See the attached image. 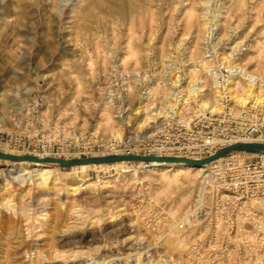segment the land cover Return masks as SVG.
Instances as JSON below:
<instances>
[{
  "label": "rangeland",
  "instance_id": "rangeland-1",
  "mask_svg": "<svg viewBox=\"0 0 264 264\" xmlns=\"http://www.w3.org/2000/svg\"><path fill=\"white\" fill-rule=\"evenodd\" d=\"M129 1L139 8L131 19L112 12L119 0H0V264H264L243 261L235 247L217 261L207 246L191 250L208 228L182 221L183 209L175 213L187 179L173 167L44 165L50 174L38 181L30 175L35 161H8L28 156L16 153L21 147L41 153L28 156L40 163L55 159L43 155L51 149H93L84 159L102 160L110 156L96 155L101 145L154 134L160 111L174 107L175 89H186L185 103L199 88L201 99L214 101L212 77L196 72L209 32L246 37L240 63L261 71L264 57L254 60V49L264 45V0ZM240 78L242 92L249 83ZM104 111L112 119L107 131ZM155 210L152 231L145 220Z\"/></svg>",
  "mask_w": 264,
  "mask_h": 264
},
{
  "label": "built area",
  "instance_id": "built-area-1",
  "mask_svg": "<svg viewBox=\"0 0 264 264\" xmlns=\"http://www.w3.org/2000/svg\"><path fill=\"white\" fill-rule=\"evenodd\" d=\"M262 35L264 41V33ZM209 36L205 57L197 64L196 72L199 78L204 79L207 74L215 80L220 91L221 111L201 110L197 102L203 98V91L197 92L196 98L185 103L186 89L177 88L174 107L169 105L159 110L160 122L154 134L136 141L125 138L116 143L114 140L111 145H101V153L96 155L177 158L203 163L190 219L206 225L208 235L206 241H196L191 245V250L197 254L207 246L208 258L217 261L229 259L235 247V252L241 255L243 261L262 262L264 151L249 153L237 148L241 145H264V65L260 72H255L240 63L242 52L249 43L246 37L243 39L236 34L222 33L218 38L212 32ZM240 40L245 46H241L240 51H232V46ZM242 76V81L261 90V103L255 104L253 99L243 106L233 103L228 82L231 78ZM14 149L21 155L41 156V153L24 150V147H21L22 151ZM43 155L62 161H78L94 156V150L85 148L58 153L51 149ZM151 162L129 161L125 165L147 168ZM207 200H210V214L206 213ZM158 212L155 210L145 220L152 231L156 223L153 218L160 214Z\"/></svg>",
  "mask_w": 264,
  "mask_h": 264
},
{
  "label": "bare ground",
  "instance_id": "bare-ground-1",
  "mask_svg": "<svg viewBox=\"0 0 264 264\" xmlns=\"http://www.w3.org/2000/svg\"><path fill=\"white\" fill-rule=\"evenodd\" d=\"M119 1H120V4L117 7H113L112 8V12L115 15H118L119 17L127 16L128 19H131V16H132L131 13H132V11L137 6L134 7V3H133V5H130V2L131 1H129V0H119ZM208 3H209V0H206V1L204 0V1H202V6L205 7V6H207ZM259 44L260 43L257 42V46L254 49L255 50V53H256V56L254 57V60H258V59L260 60L262 57H264L263 56V53H262V49H263V46L264 45L263 46H260ZM262 60H264V59H262ZM244 66H246V65H244ZM204 71H206V70H204ZM211 82H212V85H213L212 88H213L214 101L213 100L212 101H205L203 99H200V101H199L200 102L199 103V107L203 111H210V112H217L218 113V112L221 111V105L219 103L220 91H219L218 86H217V84H216V82H215V80L213 78L211 79ZM239 86H240V81L238 80V77L237 78H231L229 80V82H228V87L227 88H228V91L230 92L231 99H232V101H233V103L235 105H237V106H243V105H245L248 102L249 99H253V102L255 104H259V103L262 102V100L259 98V95L254 94V92H253L254 91V87L252 85L246 84L244 86V89L242 90V92L241 91H238ZM198 91L200 92L201 89L200 88L197 89V92ZM189 94H190V92H189ZM191 96H194V93H192ZM189 101H190V95H189V99H187V102L186 103H188ZM142 114H144V113H142ZM101 118H102L100 120V122L102 123L101 124V127L103 129H105V131H107L110 128V123L112 121L111 116L109 115V113L105 112V113L102 114V117ZM138 126H139V128L140 127L141 128L144 127V122L139 123ZM114 135L116 137H120L119 131H116L114 133ZM10 157H14V156L13 155H10ZM18 157H20V156H18ZM11 160H14V159H10L8 161H11ZM44 160L45 159H38V161H35L36 163L33 164V165L37 169L36 170H33L30 173V175L31 174H34V176L38 178L37 179L38 181L41 180V179L44 180V178L47 177L50 174V172L48 170L40 169V167H43L44 165H49L51 167H58L60 165L58 162L55 161L56 159H54V160L50 159L47 162L40 163V162H43ZM13 163L14 164H28L29 162H27L24 159V160H17V162H13ZM107 163L108 162H106V161H100L98 163H93V164L92 163L91 164H89V163H81V164H79L77 166L76 169H78L79 171L83 172V171H85L87 169H96L98 167H102V166L106 165ZM110 163H112L114 166H116V165H119L120 163H125V162L119 161V162H110ZM117 163H119V164H117ZM148 167L150 169L151 168L152 169H159V168L164 169V168H168V167H173L179 173H184L185 174V178L187 179V181L184 182V183H182V186H180V187H182V192H183L184 195L181 198V200L178 202L177 207L175 206L176 207L175 213L176 212L178 213L180 210L183 209V211L185 212L183 215L185 217L183 219H181V220L182 221L187 220L188 222L192 221L190 219V214H188L191 211V208L186 211V209L188 207V203H189L188 201H190L189 200L188 193H190L192 184H194L195 177L197 176L198 179H200V177H201V175L203 173L204 166H202V165H194V164H190V163H184V162H181V161H160V162L159 161H152L151 164ZM22 172H26V171L24 169H21L18 172V174H20ZM178 175H180V174H178ZM206 213L207 214H210L211 213V211H210V200H207V211H206ZM181 217H182V215H181ZM178 220H180V219H178ZM184 222H186V221H184ZM181 229L183 230V228H181ZM123 259L126 260V261H128V260H130V256L128 255V256L124 257Z\"/></svg>",
  "mask_w": 264,
  "mask_h": 264
},
{
  "label": "water",
  "instance_id": "water-1",
  "mask_svg": "<svg viewBox=\"0 0 264 264\" xmlns=\"http://www.w3.org/2000/svg\"><path fill=\"white\" fill-rule=\"evenodd\" d=\"M237 150L239 151H246L249 153H256L259 152V150L264 151V145H252V146H244L241 145L237 148ZM222 154V153H221ZM14 156V155H13ZM6 157V155H1L0 154V158ZM10 157V156H9ZM11 159L14 160H28L31 162L34 161H38V159L34 158V157H18V156H14L11 157ZM54 160V159H52ZM56 162H58L60 164V166L62 167H74L77 166L81 163H98L100 161H106L108 163L110 162H119V161H123V162H129V161H181L184 163H190V164H194V165H202L203 163H197V162H192V161H188L185 159H177V158H156V157H143V156H124V157H108V158H102V160L99 159H83V160H79V161H62V160H55ZM206 163V162H205Z\"/></svg>",
  "mask_w": 264,
  "mask_h": 264
}]
</instances>
